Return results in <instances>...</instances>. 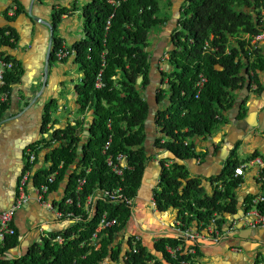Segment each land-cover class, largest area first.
I'll list each match as a JSON object with an SVG mask.
<instances>
[{
    "label": "trees",
    "instance_id": "obj_1",
    "mask_svg": "<svg viewBox=\"0 0 264 264\" xmlns=\"http://www.w3.org/2000/svg\"><path fill=\"white\" fill-rule=\"evenodd\" d=\"M159 2L90 0L81 8L84 37L68 49L74 51V61L81 73L80 83L76 85L80 110L91 111L94 119L87 128V137H82L84 128L79 123L55 130L47 106L44 128L49 125L51 131V138L45 145L49 166L35 171L32 177L33 186L38 188L49 176L56 174L48 193L66 185L58 212L71 213V219L75 221L63 232V242L53 244L42 240L25 256L12 261L0 260V264H102L108 258L117 260L119 250L113 248L114 239L126 227L131 209L102 194L120 189L126 198L135 199L146 162L150 160L143 146L149 107L141 89L150 83V60L158 41L163 40L160 33L171 19V3L166 6L170 13L164 15L160 14ZM71 13L68 8L55 9L51 13L53 43L49 62L55 60V53L64 45L56 35L61 18ZM5 32L9 37L4 36ZM260 36L264 42V0H184L176 28L168 36L171 49L166 51L167 58L160 60L168 69L161 72L165 89H160L156 96L165 108L156 114L161 135L154 146L171 154L172 159L160 162L159 184L153 196L158 210L178 209L179 221L184 227H190L194 220L207 227L214 214L219 215L216 226L222 227L225 224L222 216L235 213L234 190L241 180L233 177L239 163L232 154L219 175L212 178L222 184L211 197L203 195L200 180L190 179L187 167L179 162L198 158L194 151L195 139L209 137L216 126L225 121L221 113L233 107L234 92L246 85L245 76L248 77V88L254 87L253 92H260L258 73L264 71V43L259 45L256 41ZM9 39L16 42L14 31L8 26L1 28L0 48L3 51L13 47ZM8 59L15 65L5 76L4 90L9 93L8 85L19 81L21 71L14 58L8 55ZM200 75L206 78V83L197 93L195 85ZM98 78L103 84L101 88L95 87ZM5 103L0 107L5 108ZM109 137L111 143L104 152L103 146ZM98 143L101 145L98 151L90 152V146ZM118 154L124 155L123 161H116ZM108 157L121 168L120 176L107 165ZM26 166L33 168V164ZM73 166L75 169L72 170ZM260 177L264 188V169ZM78 179H85L79 190ZM88 197L96 199L91 205L95 208L92 216L85 211ZM67 200H71V204H66ZM257 208L264 215V202ZM103 214L116 219L118 224L101 230L91 242ZM72 236L75 237L70 240ZM92 243L99 247L96 249ZM17 244L15 231L13 236L5 238L0 256ZM168 245L176 248L181 241L174 237L155 244L169 264H180L181 260L196 264V258L186 254V248L192 246L182 244L184 247L177 253V259H172L166 252ZM152 260H156L155 257L141 245L135 254L132 249L126 253V264H150ZM153 264L160 262L156 260Z\"/></svg>",
    "mask_w": 264,
    "mask_h": 264
},
{
    "label": "crops",
    "instance_id": "obj_2",
    "mask_svg": "<svg viewBox=\"0 0 264 264\" xmlns=\"http://www.w3.org/2000/svg\"><path fill=\"white\" fill-rule=\"evenodd\" d=\"M88 2L90 0H0V29L8 26L17 37L13 47L4 49V52L18 62L21 71L19 81L8 85L9 96L5 108L0 107V212L8 210L17 199L18 181L28 163L29 152L35 155L34 172L49 166L45 145L51 138V131L49 125L44 128L47 106L50 107L55 130H64L66 126L73 127L79 123L83 124L84 128L81 132L82 137L88 135L86 131L94 116L91 111L80 110L76 85L80 83L81 74L75 83L72 72L76 66L78 69V65L74 57L71 56L65 61L55 59L49 62L45 73L49 30L28 16V13H31L35 18L51 23L53 10L60 8L71 10V14L61 18L56 32L57 37L64 43L63 46L70 48L84 37L81 8ZM183 2L184 0L171 2V19L160 33L163 40L158 41L150 60V83L141 89L149 109H152V114L148 115L145 121L143 143L150 160L146 162L135 198L133 218L114 239L113 248L119 250L117 260L108 258L102 264H126L128 238L133 235L140 236L141 246L160 264H169L157 251L155 244L159 240L175 237L179 211L174 208L160 211L154 202L153 195L161 173L160 162L172 159L171 154L154 146L161 135L156 125V114L165 108V104H159L156 96L160 89H165L161 82V72L167 68L163 67L160 60L162 57L167 58L166 51L171 49L168 36ZM12 5H15L16 11L15 15L10 17L8 10ZM263 43V39L259 40V45ZM154 64H157V67ZM245 79L246 85L234 92L236 95L234 105L229 111L224 112L226 120L219 129L207 138L195 139L194 151L198 158L179 162L187 167L190 179L200 180L203 195L208 197L213 195L214 190H219L222 183L218 184L220 181L214 182L212 178L219 175L231 154L236 158L239 153H243L245 162L253 161L255 158L264 159V71L258 73L261 85L258 93L253 92L254 87L248 88V77L245 76ZM254 154L257 156L251 159ZM71 169H75V166ZM239 177L241 183L234 190L235 213H225L222 216L225 224L220 227L223 235L218 242H200L196 246V264H264V226L248 225L245 215L252 209L250 206L252 200L264 196L260 169L253 164ZM33 187L32 183L28 184L26 189L28 200L17 209L13 217L18 244L4 250L0 256L2 261H12L25 256L31 247L42 240L52 242L56 238H62L63 232L70 229L73 224L72 221L56 216L58 205L64 197L65 184L47 193L41 201L37 200ZM198 225L200 226V223L194 220L190 228L195 230ZM74 237L72 236L70 240ZM3 246L4 240L0 241V248ZM185 246L194 245L186 242ZM156 260H152L150 264Z\"/></svg>",
    "mask_w": 264,
    "mask_h": 264
},
{
    "label": "built area",
    "instance_id": "obj_3",
    "mask_svg": "<svg viewBox=\"0 0 264 264\" xmlns=\"http://www.w3.org/2000/svg\"><path fill=\"white\" fill-rule=\"evenodd\" d=\"M111 4L117 5L114 1H109ZM15 5H12L11 8L8 10V15L10 17H13L15 15ZM112 16H110L111 18ZM110 18L107 20L106 24V29H108L109 24H110ZM5 37H9V33L5 32L4 33ZM263 39V36H260L257 38L256 41H259ZM11 44H14L15 41L13 39H9ZM207 47V44H206ZM104 55V54H103ZM71 56H75L74 51L72 49H68L66 47H61L56 53H55V59L58 61H62L65 58H69ZM15 67L14 63L8 59V54L3 51L2 48H0V105L4 104L8 100L9 93L4 90L5 87V76L8 72L12 71L13 68ZM206 83V78L204 76L199 77V80L196 82V89L197 93L201 91L203 88L204 84ZM103 84L100 82V79L98 78L95 82V87L96 88H101ZM111 143V138L109 137L108 140H106L103 150L104 152L109 148ZM124 155L123 154H118L116 157V161H123L124 160ZM35 159V156L33 153L28 154V164H33V161ZM168 162L167 164H169ZM166 164V166H167ZM257 165L260 169V175L262 173V170L264 169V161L260 158H256L253 161H247L245 164L240 165L239 167L234 169V177L242 176L245 172V170L251 166V165ZM107 165L112 168V171L117 174L121 175L122 170L120 167H118L114 162L111 157L107 158ZM32 176L33 172L30 167L27 168L24 167L19 181H18V186H17V199L15 203L6 211L0 212V241L5 240L6 237H11L15 234V229L13 227V217L15 215V212L17 211L18 208L23 206L27 200L28 196L26 194V189L28 187L29 183H32ZM56 174H52L47 178V181L43 184H40L38 188L34 187V190L37 195V200L41 201L44 198V195H46L49 192V186L51 183H53L55 179ZM260 181L262 183L261 177ZM85 179H78L77 183V190L81 188V186L84 184ZM104 197L108 198L112 202H117V203H124L127 206L130 207L131 209V216L129 218H133V209H134V203L135 199L132 198H126L123 194H121L120 189L112 190V191H104L102 194ZM96 199H92V197H88L85 203V211L88 212L89 216H92L93 211H94V205L93 207L91 206L94 204ZM264 202V196H259L257 198H254L250 204L251 210H248V212L245 213L247 219H248V225L250 226H264V215L260 214L257 206ZM66 204H71V200H67ZM250 209V208H249ZM57 218L59 219H64L66 221H75L74 219H71L72 214L68 213L67 215H64L61 212H57L56 214ZM219 215L214 214L213 218L210 222V224L207 227H202L201 223L198 228L195 230H192L190 227H184L178 220L176 223V235L175 238L181 241V245H179L176 248L171 247L170 245L166 246V252L170 255L172 259H177V253L180 252V249L184 247L182 244H185L186 242H190L193 245L197 246L200 242H206V241H213V242H218L220 238L222 237V233L220 230V227L216 226V219H218ZM128 220V221H129ZM117 220L116 219H109L106 214H103L98 222L96 232L92 234L91 236V242H94L98 236V233L101 230H106L107 228L116 226ZM184 227V228H183ZM52 242H57L61 243L63 242L62 238H56ZM128 245H129V251L132 249V252L135 254L138 252V245H141V240L139 235H133L128 238ZM92 246L95 247L96 249L99 247L97 243H92ZM186 254L190 256H197V250L195 247L193 248H186ZM180 264H190L189 261L187 260H181L179 261Z\"/></svg>",
    "mask_w": 264,
    "mask_h": 264
},
{
    "label": "rangeland",
    "instance_id": "obj_4",
    "mask_svg": "<svg viewBox=\"0 0 264 264\" xmlns=\"http://www.w3.org/2000/svg\"><path fill=\"white\" fill-rule=\"evenodd\" d=\"M171 3L172 2V0H160V2H159V4H160V7H161V9H160V14H164V15H166V14H168V13H170V10L168 9V8H166V6H167V4L168 3ZM80 28V27H79ZM173 30H174V28L170 31L171 33L173 32ZM56 65H58V63H56ZM165 66V64L163 63V67ZM72 74H73V79H74V82L76 83L77 81H78V79H79V75L81 74L80 73V71H79V68L77 69V66H76V68L73 70V72H72ZM222 114V116H223V118L226 120V117L224 116V113H221ZM223 123V122H222ZM221 123V124H222ZM221 124L220 125H218V126H216V129L214 130V131H216L217 129H219V127L221 126ZM213 131V132H214ZM95 132H96V136L98 137L99 136V131H98V129L96 128L95 129ZM100 144L98 143V144H95V145H91L90 147V149H89V151L90 152H95V151H98V149L100 148ZM235 160L239 163V165H242L244 162H245V156L243 155V153H239V155L238 156H236V158H235ZM26 161V160H25ZM217 183H218V181H216ZM221 183V181L218 183V184H220Z\"/></svg>",
    "mask_w": 264,
    "mask_h": 264
},
{
    "label": "water",
    "instance_id": "obj_5",
    "mask_svg": "<svg viewBox=\"0 0 264 264\" xmlns=\"http://www.w3.org/2000/svg\"><path fill=\"white\" fill-rule=\"evenodd\" d=\"M28 16L31 20L36 21L40 24H42L44 27H46L49 30V40H48V46L46 49V55H45V67H44V71L45 73H47V68H48V63L50 60V55L52 53V41H53V28L50 22L41 20L39 18H35L34 16L31 15V13H28ZM178 17V16H177ZM176 22L174 21V25L172 26L173 28H176ZM171 31V30H170ZM168 35V34H167ZM170 35V34H169ZM159 57V56H157ZM155 67H157V64H154ZM139 83V82H138ZM240 107V106H239ZM148 114L151 115L152 114V109H149ZM90 124H92V122H90ZM163 256V255H162Z\"/></svg>",
    "mask_w": 264,
    "mask_h": 264
},
{
    "label": "clouds",
    "instance_id": "obj_6",
    "mask_svg": "<svg viewBox=\"0 0 264 264\" xmlns=\"http://www.w3.org/2000/svg\"><path fill=\"white\" fill-rule=\"evenodd\" d=\"M35 156V155H34ZM256 159V158H255ZM260 159H262V158H260ZM263 161H264V159H262ZM33 162H35V159H34V161ZM243 164H245V163H243ZM242 164V165H243ZM240 166V165H239ZM24 169V168H23ZM32 172H33V174H34V169L32 168ZM234 174V173H233ZM234 176V175H233ZM33 177V176H32ZM239 177V176H238ZM31 181H33V180H31ZM34 188V187H33Z\"/></svg>",
    "mask_w": 264,
    "mask_h": 264
}]
</instances>
